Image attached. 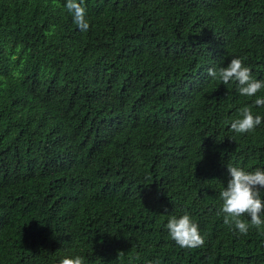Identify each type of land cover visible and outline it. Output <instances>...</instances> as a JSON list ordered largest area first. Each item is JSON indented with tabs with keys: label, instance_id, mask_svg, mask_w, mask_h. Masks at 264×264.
Listing matches in <instances>:
<instances>
[{
	"label": "trees",
	"instance_id": "16d2710c",
	"mask_svg": "<svg viewBox=\"0 0 264 264\" xmlns=\"http://www.w3.org/2000/svg\"><path fill=\"white\" fill-rule=\"evenodd\" d=\"M65 5L0 0V264H264L220 199L229 165L264 170V119L231 130L264 90L208 75L264 80V0H83L86 32ZM186 213L203 247L170 238Z\"/></svg>",
	"mask_w": 264,
	"mask_h": 264
},
{
	"label": "clouds",
	"instance_id": "9594fccd",
	"mask_svg": "<svg viewBox=\"0 0 264 264\" xmlns=\"http://www.w3.org/2000/svg\"><path fill=\"white\" fill-rule=\"evenodd\" d=\"M66 10L72 15L73 22L79 30H89V22L86 18V8L83 0H66ZM50 31L48 35H52ZM208 75L219 79L223 85L230 82L237 84V90L241 96L257 97V93L264 90V80L253 77L250 67L244 65L242 59L233 58L227 67L208 69ZM253 107H264V97L255 98L252 105L242 107L239 110L240 118L233 120L231 130L237 134H251L262 123L260 115L253 114ZM230 180L227 186L220 192L222 200L221 212L224 214V224L247 235L249 228L264 231V200L261 191L264 190V170L256 168L254 171H246L240 167L229 165ZM219 214V213H218ZM250 218V223L243 217ZM166 228L170 238L182 249H196L203 247L205 240L200 234L199 226L189 214L180 218L171 216L168 218ZM119 255H123L120 253ZM60 264H84L81 256L65 258Z\"/></svg>",
	"mask_w": 264,
	"mask_h": 264
}]
</instances>
